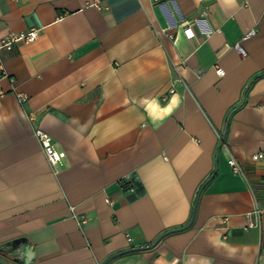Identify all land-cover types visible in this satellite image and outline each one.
I'll return each instance as SVG.
<instances>
[{
    "label": "crops",
    "instance_id": "0c3cea01",
    "mask_svg": "<svg viewBox=\"0 0 264 264\" xmlns=\"http://www.w3.org/2000/svg\"><path fill=\"white\" fill-rule=\"evenodd\" d=\"M35 28L0 50L28 94L0 77V257L102 264L149 246L190 222L220 151L194 224L108 264H264V0H0V42Z\"/></svg>",
    "mask_w": 264,
    "mask_h": 264
},
{
    "label": "built area",
    "instance_id": "2783aa9c",
    "mask_svg": "<svg viewBox=\"0 0 264 264\" xmlns=\"http://www.w3.org/2000/svg\"><path fill=\"white\" fill-rule=\"evenodd\" d=\"M209 12L207 9H205V11L202 12V17L208 16ZM188 32V35L190 37H192V35H194V32L192 30H190L189 28L186 30ZM40 32V29L35 28L32 29L28 32H21V33H17L14 31H11L10 33H8V35L3 38L1 40V44H0V50L2 49H8V50H12L16 45L21 44V43H32L35 42V39L38 37ZM253 35H255V30H249L248 33H245L244 36L239 39L237 42L234 43L233 45V49H236V51L238 53H240L243 56H246V51L242 46V42L245 40H248V38L252 37ZM218 73L221 75L223 73V69H218ZM0 77H4V78H9L12 85H14L13 91L16 95V98L19 100L20 104L23 105L28 101V94L26 92H22L20 91L15 83V79L14 77L9 73V71L6 70L4 63L2 61V59L0 58ZM36 138L38 139V141H40L43 151L45 153V155L47 156V159L50 163V165L53 167H58L61 166L66 154L61 151L58 150L51 138V136L42 128L38 127L35 129L34 132ZM253 159L255 160H264V153H258L255 154L253 156ZM228 163L230 164L233 172L235 174H240L242 176H244V172L242 169V166L239 162H237L236 158H234L233 156H231L228 159ZM130 179L127 177L123 180V185H128V187L131 188L132 184L129 181ZM260 214H261V210L259 208H255L254 211L249 212L247 214V218L249 219L248 221V227L250 228H254V227H259L260 226ZM84 222V221H82ZM130 240H132L131 237H129Z\"/></svg>",
    "mask_w": 264,
    "mask_h": 264
},
{
    "label": "water",
    "instance_id": "95a60500",
    "mask_svg": "<svg viewBox=\"0 0 264 264\" xmlns=\"http://www.w3.org/2000/svg\"><path fill=\"white\" fill-rule=\"evenodd\" d=\"M224 140V139H223ZM221 148V145H219V149ZM220 156V151L218 152L217 154V158H216V169L214 171V173H212L209 177V179L204 182V184H202V186L199 188V190L197 191V197L195 199V202H194V209H193V213H192V216H191V219H190V222L183 226V228H179V229H171L163 234H161L156 240L155 242H153L151 245L149 246H146V247H141V248H129L127 249L126 251H123V252H118V253H115L113 254V256H111L110 258H108L106 261H104L102 264H108L109 262H111L114 258L118 257V256H121L123 254H127L128 252H140L141 250H146V249H152V248H155L156 245L162 241L165 237H167L170 233H175V232H181L185 229H188L190 228L193 224H194V220H195V217H196V214H197V210H198V202H199V199H200V196L201 194L203 193V189L205 188V186L210 183V181L213 179V177L215 176V174L217 173L218 169H219V164H218V158ZM0 264H12L11 262L3 259L0 257Z\"/></svg>",
    "mask_w": 264,
    "mask_h": 264
},
{
    "label": "trees",
    "instance_id": "16d2710c",
    "mask_svg": "<svg viewBox=\"0 0 264 264\" xmlns=\"http://www.w3.org/2000/svg\"><path fill=\"white\" fill-rule=\"evenodd\" d=\"M258 78H260V76H258L256 79H258ZM125 186L128 187V185H125ZM125 186H124V187H125Z\"/></svg>",
    "mask_w": 264,
    "mask_h": 264
}]
</instances>
